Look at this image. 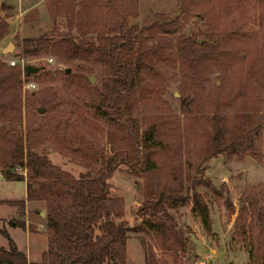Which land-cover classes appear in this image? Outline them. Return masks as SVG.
<instances>
[{"label": "rangeland", "instance_id": "1", "mask_svg": "<svg viewBox=\"0 0 264 264\" xmlns=\"http://www.w3.org/2000/svg\"><path fill=\"white\" fill-rule=\"evenodd\" d=\"M206 1L217 22L235 31L243 50L264 47V0ZM136 2L138 14L130 24H141L158 13L171 18L180 9L178 0ZM186 2L182 27L174 33H148L139 41L140 48L157 47L159 53L138 63L129 113L115 121L103 116L96 105L99 90L111 85L113 78L105 62L94 57L61 59L49 53H21L23 37H56L69 31V5L55 0H0V16L9 24L7 34L0 39V59L8 65L10 59H23L24 65L35 67L26 76L35 83L32 89L19 85L0 95V126L19 133L32 151L45 155L50 163L74 177L98 167L99 152L130 154L129 143L137 139L140 160L153 163L152 168L134 171L125 163L118 164L108 179L109 217L135 223L138 208L146 198L178 189L187 201L165 207L183 238L184 249L162 251L146 231H128L123 264H147L151 257L167 264H264V65L258 66L242 88L243 98L249 103L244 113L251 117L248 124H259L257 135L249 147L233 153L219 152L199 163L198 132L204 131L210 145L213 134L223 141L234 123V105L227 99L234 77L230 68L193 73L179 65L173 48L178 36L184 34L199 41L210 35L202 18L201 1ZM70 33H75L74 29ZM8 44H12V50H4ZM48 56L52 61L47 62ZM40 66L42 70L68 68L69 76L37 80L34 74L40 72ZM84 76H90L92 82H86ZM147 130H152L151 142L143 140L142 133ZM203 166L217 193L195 182L197 169ZM22 177L1 176L0 197L24 198L26 168ZM193 199L206 206L207 227L201 226L191 210ZM26 207L25 215L24 208L0 204V230L4 229L17 249L24 251L27 264H38L41 251L52 243L44 233V224L37 223L43 203ZM39 215L43 217L44 210ZM10 219H21L35 229L10 225ZM251 239L259 245L257 256H249ZM0 247H8L1 232Z\"/></svg>", "mask_w": 264, "mask_h": 264}, {"label": "trees", "instance_id": "2", "mask_svg": "<svg viewBox=\"0 0 264 264\" xmlns=\"http://www.w3.org/2000/svg\"><path fill=\"white\" fill-rule=\"evenodd\" d=\"M55 1L69 5V31L56 37L49 34L23 37L21 53L31 55L42 52L61 59L94 57L102 60L112 70L113 78L111 85H103L99 90L96 105L103 116L115 121L122 119L129 113L130 101L134 97V77L138 63L159 53L157 47L148 50L140 48L139 41L148 33H174L182 27L186 19V0H178L180 9L177 15L168 18L158 13L141 24H130V19L138 14L136 0ZM199 1L202 18L208 25L209 38L197 41L192 36L182 34L173 42L174 52L179 65L193 73L217 67L230 68L234 81L227 99L235 109L234 123L227 129V136L223 141L213 134L209 145L204 131L198 132L199 163H202L219 152L233 153L249 147L252 138L257 135L259 124H248L251 117L244 113L249 103L243 98L242 88L251 81L258 66L264 65V47L243 50L235 31L228 30L217 22L208 1ZM8 29L9 24L0 16V39L7 34ZM71 29L75 33H70ZM41 67H38L40 72L34 74L37 80L69 76L65 70H42ZM84 80L87 82L88 78L84 76ZM19 85V65L11 66L0 59V95L14 91ZM142 137L144 141L151 142L152 130L143 132ZM133 141L135 142L129 143L130 154L99 152L98 167H91L74 177L50 163L45 155L32 151L27 140L19 133L0 126V166L3 174L16 179L23 178L21 174H15L11 170L23 163L27 174L25 197L1 198L0 204L6 203L23 209L25 201L43 203L42 224L52 245L41 251L38 264H123L128 231H146L155 238L162 251L184 249L183 238L179 236L172 216L165 207V204L173 207L187 201L178 189L170 190L167 195L159 191L156 196L146 198L138 208L139 218L135 223L130 224L124 219L114 221L109 217L106 205L108 179L118 164L125 163L134 171L150 169L153 165L148 160H140L137 139L134 138ZM203 168L204 166L197 169L199 174L195 176V182L217 193L209 177L204 175ZM192 203L194 215L203 228L207 227L209 219L206 206L196 199ZM9 224L35 229L31 225L26 226L21 219H10ZM0 232L8 242L7 248L0 247V264H27L24 251L17 249L4 229ZM249 234H252L251 229ZM250 241L249 256H257L259 245L253 243L252 239ZM159 260L161 259L153 261L151 257L147 264H167L166 261Z\"/></svg>", "mask_w": 264, "mask_h": 264}, {"label": "built area", "instance_id": "3", "mask_svg": "<svg viewBox=\"0 0 264 264\" xmlns=\"http://www.w3.org/2000/svg\"><path fill=\"white\" fill-rule=\"evenodd\" d=\"M47 59V62L48 61H52L53 57L52 56H48ZM16 62V63H15ZM9 65L13 66L15 64L19 65V68H20V85H21V88H26V89H32V87H34L35 83L34 81L32 80H28L26 78V75L24 73V68H25V65H24V61L23 59H19V61H16L15 59H10L8 61ZM25 162V161H24ZM12 172H15L16 174H22L25 176V165L24 163L22 165L18 164L16 167L12 168L11 169ZM3 168L1 167L0 168V178L1 176H3ZM204 261H198L197 264H203Z\"/></svg>", "mask_w": 264, "mask_h": 264}, {"label": "water", "instance_id": "4", "mask_svg": "<svg viewBox=\"0 0 264 264\" xmlns=\"http://www.w3.org/2000/svg\"><path fill=\"white\" fill-rule=\"evenodd\" d=\"M4 50H12V44H8V45L5 47ZM34 70H35V67H34V66H32V65H25L24 72H25L26 74H31L32 71H34ZM67 70H68V68H65V71H67ZM88 79H89L90 82H92V78H91L90 76H88ZM38 110H39V111H42L43 108H38ZM39 214L42 215V214H43V210H39Z\"/></svg>", "mask_w": 264, "mask_h": 264}, {"label": "crops", "instance_id": "5", "mask_svg": "<svg viewBox=\"0 0 264 264\" xmlns=\"http://www.w3.org/2000/svg\"><path fill=\"white\" fill-rule=\"evenodd\" d=\"M1 50H2V48H0ZM24 196H25V193H24ZM1 198H7V197H0V199ZM23 198V197H22ZM34 202H27V201H25L24 202V212H25V215L28 213V208L26 207L27 205H30V206H34ZM35 208V207H34ZM22 213V212H21ZM39 216V219H40V221H38L37 223L40 225V226H43V224H42V219H41V217H40V215H38Z\"/></svg>", "mask_w": 264, "mask_h": 264}]
</instances>
